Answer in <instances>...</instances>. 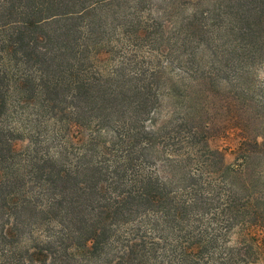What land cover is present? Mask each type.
<instances>
[{"label": "trees", "instance_id": "obj_1", "mask_svg": "<svg viewBox=\"0 0 264 264\" xmlns=\"http://www.w3.org/2000/svg\"><path fill=\"white\" fill-rule=\"evenodd\" d=\"M192 1L167 0L163 21L144 17L143 0H0V264H78L76 254L100 257L114 243L109 264H229L192 217L210 214L226 230L264 222L257 199L239 193L236 173L209 147L213 126L203 117L219 78L234 72L231 82L236 67L262 60L264 0H208L186 13ZM217 27L230 36L224 52ZM173 64L202 83L173 80ZM168 96L184 113L175 125L148 126ZM26 106L43 118L34 128L49 131L54 153L28 141L20 159L17 129L5 121ZM149 159L158 169H147ZM128 224L161 237L126 233ZM172 231L179 237L168 241ZM25 238L29 246L16 249ZM161 242L169 250L159 257Z\"/></svg>", "mask_w": 264, "mask_h": 264}, {"label": "rangeland", "instance_id": "obj_2", "mask_svg": "<svg viewBox=\"0 0 264 264\" xmlns=\"http://www.w3.org/2000/svg\"><path fill=\"white\" fill-rule=\"evenodd\" d=\"M166 1L167 0H143L144 17L149 14L152 15L151 17H161L163 21H167L168 19L165 15H167V11H169L168 7L170 4L166 3ZM214 2H218V0H210V3ZM206 3H208V0L192 1L191 5H189V7L187 6L186 13L194 9L204 10L206 9ZM181 13V11L178 12L176 16L179 15L183 17L184 15ZM213 34L215 38L214 43L220 45V50L222 52L228 50L225 44L230 36L222 33L218 27L213 31ZM218 34H221V36H217ZM133 56V51H130L127 53L126 58L131 59ZM116 57L117 60L122 58L121 51L116 54ZM203 62L205 63L204 68L207 69L211 67L210 65L213 63V59H203ZM162 63L165 65V60H162ZM179 67V65L173 64L170 70L169 68L167 69V72L170 71V77L173 80L183 82V84L184 82L194 81V88H196L199 83H202L200 77L191 80V77H188ZM235 69L238 73L235 80L229 82L228 77L234 76L235 73L228 71L227 79L223 78V80H221L219 78L222 84L215 83V88L213 87V93L209 100V112L204 114L203 117L207 115L213 126L210 132L211 136L208 140L209 147L221 152L225 165L231 166L236 173L232 178L239 188V193H242L245 197L257 199L256 207L258 208V215H260L264 214V56L262 60L257 59L252 64L244 65L242 68L236 67ZM201 88L203 89L204 87ZM161 94H163L162 90L159 91L158 95ZM197 97H200V92L197 94ZM177 103L179 102L177 101L175 104L174 100L169 96L160 97L157 101L151 124L149 123L148 126L154 125L156 128L161 129L162 126L175 125L177 117L185 111V109ZM31 107L32 106H26L11 109L5 121L7 127L17 129V148H19L20 151V159L25 158L24 153L27 155V150L25 149L30 143L28 141L35 142L43 140L39 143L43 146L42 152L44 153L46 151V143H48L50 147V150L48 148L49 154L57 151V147L55 149V146L49 142H44L46 138L48 140L51 138L49 131L46 133L45 129L40 131L38 128H34V124L36 122H42L43 118H37L36 113ZM255 139L258 144L257 146L253 143ZM243 141L248 142L246 143L244 151L240 153L239 149ZM247 152L249 155L246 154ZM73 154L71 156L70 154L68 155L66 159L68 162H73L75 160H73ZM154 157L156 156H152V158ZM151 159H149V161H152V163L147 164L149 165L147 169L155 171L158 169V164L157 161L153 162ZM208 219L210 222H208ZM192 222L193 227L196 228L197 231H201L204 226H207L208 234H213L212 238L216 240L215 251L222 256H230L229 264H231V262L232 264H264V222H262L260 218L250 219L245 225L233 226L228 230L225 229L226 226L221 223L220 220H217L215 223L210 214L204 219H199L198 216L194 215L192 217ZM144 227L147 228V226ZM122 230L126 233L148 230L149 234L154 236L153 239L161 237L160 232H158L159 230L153 231L143 227L138 229V227H133V224L126 225ZM122 230L120 228L119 232ZM32 237L42 239V237L38 235V232H34V236ZM178 237L179 234L176 231H172L168 241L175 240ZM23 241L26 245L23 244ZM27 243V238H25L14 247L21 250L29 246ZM146 244V248H151L152 242L150 240H147ZM119 248L120 245L114 243L109 247L106 254L96 258H89L85 255L81 257L79 254H76V261H78V264L81 263L80 261H82L83 264H103L105 262L109 264V261L115 258L114 256ZM155 248H157V256L160 257L164 250H169V245L165 246L163 242H161L155 245ZM49 264L51 263L49 262Z\"/></svg>", "mask_w": 264, "mask_h": 264}]
</instances>
